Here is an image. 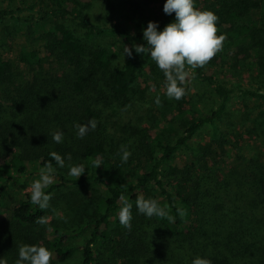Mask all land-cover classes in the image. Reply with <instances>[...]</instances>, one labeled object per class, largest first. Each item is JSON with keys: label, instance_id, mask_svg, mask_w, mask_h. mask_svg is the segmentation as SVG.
I'll list each match as a JSON object with an SVG mask.
<instances>
[{"label": "trees", "instance_id": "trees-1", "mask_svg": "<svg viewBox=\"0 0 264 264\" xmlns=\"http://www.w3.org/2000/svg\"><path fill=\"white\" fill-rule=\"evenodd\" d=\"M104 1L110 24L91 20L92 0H0V85L8 102L0 101V214L8 215L7 222L0 220V259L15 264L19 246L26 244L46 247L53 253L51 261H68L75 253L69 241L79 232L87 236L82 264H192L196 257L212 264H264V154L228 166L222 158L228 141L194 144L206 128L219 136V123L236 93L263 101L264 94L243 88L237 79L228 86L217 71L207 72L221 50L195 70L183 98L169 99L163 72L132 48L146 46L144 17L130 2L134 24L121 22L117 8L124 0ZM165 3L157 15L159 31L175 20L174 13H164ZM194 3L218 17L217 35L226 36L222 49L227 48L228 57L256 60L264 71V0ZM18 34L30 48L13 61L8 55ZM120 45L133 55L118 66ZM40 47L59 64L61 75L45 71ZM21 67L34 73L26 84L15 78ZM137 83L156 92L157 115L150 126L132 121L117 132L112 119L129 113ZM198 83L214 100L209 111L204 104L211 100L190 92ZM91 119L95 130L78 138L74 124ZM54 130L63 132L62 143L53 141ZM122 145L131 152L127 163L117 154ZM53 151L65 159V167L52 159ZM68 154L71 163L84 164L81 177L68 175ZM182 154L185 165L173 166ZM49 162L56 168V182L46 193L67 186L90 192L93 212L82 216L77 232L55 223L37 224L41 216L49 220V208L33 205L23 190L16 196L15 186L25 188ZM121 194L133 205L130 231L118 219ZM138 195L155 199L165 216L140 214Z\"/></svg>", "mask_w": 264, "mask_h": 264}, {"label": "rangeland", "instance_id": "rangeland-1", "mask_svg": "<svg viewBox=\"0 0 264 264\" xmlns=\"http://www.w3.org/2000/svg\"><path fill=\"white\" fill-rule=\"evenodd\" d=\"M130 2L135 6L132 8L135 11H139L145 19L144 25L147 27L149 22H155L159 25L161 19L158 15L161 11L162 0H124L121 4L118 3L120 12L117 20L120 18L121 22L132 24V16L129 14ZM92 8L89 11V16L92 21L101 24H110L111 19L107 15L104 0H92ZM122 8V9H121ZM126 15V16H125ZM136 17V15H134ZM139 19V18H138ZM148 21V23L146 22ZM134 24V22H133ZM6 26H3L1 30L5 31ZM10 39L5 41L8 43ZM13 51L9 52L8 57L13 61L17 60L20 51H26L30 48V44L26 39L18 34L15 36L14 41L11 43ZM121 46V45H120ZM124 46H121L119 52V58L117 65H121L123 60L122 50ZM40 57L44 59V69L46 72L61 75V69L59 64L54 58L47 56L46 51L40 47ZM226 51V53H225ZM227 48H223L219 53L220 58L208 68L207 72L213 74L217 71V78L228 86H232V81L237 79L240 81L241 86L245 89H256L260 90L264 94V71L260 70L256 64V60H242L233 59L231 56L228 57ZM225 66V67H224ZM34 77V73L25 67H21L16 73V81L19 84H26ZM136 89L138 90L134 98V105L131 107L129 113L124 118H113L115 121V129L117 132H122L123 128L128 122H134L135 124L140 123L143 125L150 126V123L154 121L155 116L158 112V107L154 105L156 92L152 88H148L144 84L137 83ZM199 89V90H195ZM6 88L0 85V101L4 104ZM209 89L198 83L197 86H193L190 92L194 95L199 93L200 96H206L205 101H210L209 104H204L210 110L214 100L210 94H205ZM201 103V102H200ZM200 106V105H199ZM158 118V117H156ZM264 101L258 99H250V97H243L239 93H236L229 106L228 110L223 118L222 122L219 123L220 132L216 138L214 130L212 128H206L203 130L197 138L194 140L195 145L205 146L210 144L213 146L219 140L228 141L227 149L222 153L225 165L246 163L256 152L264 154ZM215 137V138H214ZM224 137V138H223ZM216 146V144H215ZM219 146V145H218ZM222 152V151H220ZM186 155H179L173 166L182 167L187 162ZM69 170V169H68ZM69 172V171H67ZM39 177H32L26 182V187L15 186L16 196L22 193H29V188L32 181ZM22 194V195H23ZM49 210L51 216L49 217L48 223H55L64 227H68L70 230L78 231L79 224L82 216L85 214H91L93 208L91 207L90 192L82 187L67 186L58 191L52 193V199L50 200ZM7 213L0 214L1 222L7 219ZM74 237L69 241V246L75 249L73 257L65 262H60L57 259L50 261V264H82L81 247L85 244L87 236L80 234L79 232L74 233Z\"/></svg>", "mask_w": 264, "mask_h": 264}, {"label": "clouds", "instance_id": "clouds-1", "mask_svg": "<svg viewBox=\"0 0 264 264\" xmlns=\"http://www.w3.org/2000/svg\"><path fill=\"white\" fill-rule=\"evenodd\" d=\"M163 11L166 15L175 14L174 22L167 24L162 31L158 30V24L149 22L143 30L145 45L133 44L136 54L149 56L163 72L165 80L163 88L169 99L180 100L186 94V84L190 77L194 76L197 68H203L222 50L225 35H217L218 17L209 10H200L195 6L194 0H166ZM125 55L132 57V49L127 46L122 50ZM160 104L159 97L156 98ZM77 137L82 139L90 130H95V119L86 124H74ZM56 143L63 142V132L54 130L50 133ZM118 155H121V163H127L131 152L127 146L122 145ZM56 164L63 168L66 166L65 159L55 151L50 153ZM68 175L81 177L84 174V164H73L71 154L67 155ZM96 168L100 167L99 161L95 162ZM39 178L32 181L27 191L30 193V202L41 210L50 207L51 193H46L50 185L56 182V168L51 162L46 163L39 169ZM123 204L118 212L119 223L125 229L131 230L132 203L121 194L119 198ZM135 205L140 214L148 218L165 216L164 210L155 199H146L138 195ZM39 225H46L48 218L41 216L35 221ZM50 230V229H49ZM53 253L42 245L21 244L18 250V259L15 264H50ZM0 264H7L6 259H0ZM192 264H212L211 260L201 257L193 259Z\"/></svg>", "mask_w": 264, "mask_h": 264}]
</instances>
